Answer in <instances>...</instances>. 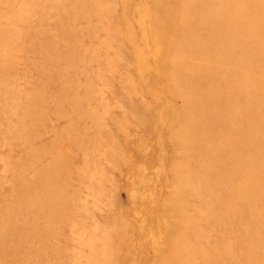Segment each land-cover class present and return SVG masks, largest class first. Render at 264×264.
I'll return each instance as SVG.
<instances>
[{"label": "rangeland", "instance_id": "1", "mask_svg": "<svg viewBox=\"0 0 264 264\" xmlns=\"http://www.w3.org/2000/svg\"><path fill=\"white\" fill-rule=\"evenodd\" d=\"M0 264H264V0H0Z\"/></svg>", "mask_w": 264, "mask_h": 264}]
</instances>
